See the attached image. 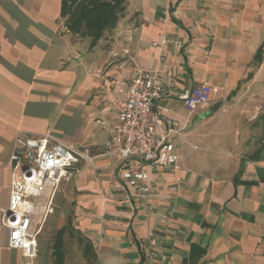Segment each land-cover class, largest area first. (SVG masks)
I'll use <instances>...</instances> for the list:
<instances>
[{
    "label": "crops",
    "instance_id": "obj_1",
    "mask_svg": "<svg viewBox=\"0 0 264 264\" xmlns=\"http://www.w3.org/2000/svg\"><path fill=\"white\" fill-rule=\"evenodd\" d=\"M62 2L0 0V264H55L40 243L34 257L10 247L2 223L20 131L93 157L67 183L72 230L91 249L75 241L66 264H264V0H127L93 47ZM137 67L167 86L157 104L179 125V166L147 168L148 215L105 149ZM204 82L217 91L191 114L183 96Z\"/></svg>",
    "mask_w": 264,
    "mask_h": 264
},
{
    "label": "built area",
    "instance_id": "obj_2",
    "mask_svg": "<svg viewBox=\"0 0 264 264\" xmlns=\"http://www.w3.org/2000/svg\"><path fill=\"white\" fill-rule=\"evenodd\" d=\"M156 78L151 71L137 67L129 83L119 88V112L116 119L107 122L110 139L105 145L106 152L126 165L120 177L132 188V197L147 215L152 211L147 168L173 170L180 164L171 139L179 125L165 114L167 108L157 104L167 94V86L157 83ZM216 91L208 82L193 87L183 96L185 109L192 114L199 105L208 104ZM92 159L87 150L67 144L50 132L17 133L10 158L9 204L2 210L10 247L21 249L29 257L37 255L39 236L54 213L62 182L78 175L81 163L92 164ZM150 235L154 233L150 231Z\"/></svg>",
    "mask_w": 264,
    "mask_h": 264
},
{
    "label": "trees",
    "instance_id": "obj_3",
    "mask_svg": "<svg viewBox=\"0 0 264 264\" xmlns=\"http://www.w3.org/2000/svg\"><path fill=\"white\" fill-rule=\"evenodd\" d=\"M127 0H63L62 15L67 16V27L78 34L91 37V47L97 44L104 31L114 28L120 14L125 9ZM262 48L256 54L261 61ZM68 226L61 227L54 235L53 259L55 264H65V234L68 228L72 230V221L68 219ZM83 241V236H82ZM91 249L86 243L85 252ZM89 257V256H88Z\"/></svg>",
    "mask_w": 264,
    "mask_h": 264
},
{
    "label": "rangeland",
    "instance_id": "obj_4",
    "mask_svg": "<svg viewBox=\"0 0 264 264\" xmlns=\"http://www.w3.org/2000/svg\"><path fill=\"white\" fill-rule=\"evenodd\" d=\"M68 18V17H67ZM113 30L115 28H112ZM109 30L112 32L113 30ZM105 32V31H104ZM107 34V33H104ZM103 34V35H104ZM112 34V33H111ZM86 37V36H85ZM88 37V36H87ZM109 46L112 45V42L115 41V37H107ZM71 180L64 179L60 186V190L56 196L55 205H54V213L50 214L45 225L43 228L42 233L39 236V243L41 247H43L47 254H50V256L53 258V240L55 233L63 226H68V219L71 214V201L70 197L68 196V189H67V183ZM77 241L81 243L80 247L83 249L84 253L86 254L88 252H85V245L82 244V236L80 234H77L75 230H70L68 228V231L65 234V257L66 253L69 252L70 255H75V244L74 242ZM69 255V256H70ZM66 260V258H65ZM66 264V262H65Z\"/></svg>",
    "mask_w": 264,
    "mask_h": 264
}]
</instances>
